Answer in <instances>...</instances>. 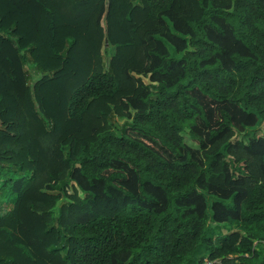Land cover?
<instances>
[{
  "label": "trees",
  "instance_id": "16d2710c",
  "mask_svg": "<svg viewBox=\"0 0 264 264\" xmlns=\"http://www.w3.org/2000/svg\"><path fill=\"white\" fill-rule=\"evenodd\" d=\"M259 122L264 0H0V264H264Z\"/></svg>",
  "mask_w": 264,
  "mask_h": 264
},
{
  "label": "rangeland",
  "instance_id": "374dc122",
  "mask_svg": "<svg viewBox=\"0 0 264 264\" xmlns=\"http://www.w3.org/2000/svg\"><path fill=\"white\" fill-rule=\"evenodd\" d=\"M103 22V20H102ZM114 45L110 44L106 39L101 40L100 43V47H99V51L101 53V61L103 65H108L109 59L111 57V55L114 53ZM36 64L30 59L27 58V61L24 65V69H25V73L26 76L28 78V83L31 84L32 81L37 78L39 76V69L35 66ZM146 81V80H145ZM113 121V127H120L121 123L124 121L123 117H120L116 114H114L112 116L111 122ZM255 129L257 130V135H264V122H259L256 126ZM249 135L252 136V132H249ZM81 194V193H80ZM208 205L210 204V202L213 200L211 196H206ZM64 200L61 199L58 201V206H60L62 204ZM5 212L4 209H0V215L3 214ZM234 229V228H233ZM219 233H224L227 232L226 227H222L220 229H213V239L215 236H217V234ZM216 241V240H215ZM257 249H262L264 251V244L262 245H256ZM215 264H221L220 260H215L212 263Z\"/></svg>",
  "mask_w": 264,
  "mask_h": 264
}]
</instances>
